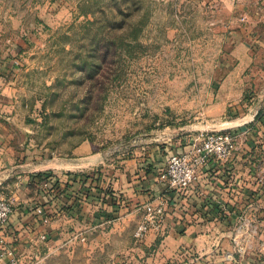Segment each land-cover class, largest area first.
<instances>
[{"label":"rangeland","instance_id":"1","mask_svg":"<svg viewBox=\"0 0 264 264\" xmlns=\"http://www.w3.org/2000/svg\"><path fill=\"white\" fill-rule=\"evenodd\" d=\"M226 1L0 0V30L8 35L2 46L19 58L0 84V149L12 156L0 167L7 177L0 198H13L14 159H74L80 145L111 164L151 150L169 148L173 155L201 135L229 132L246 120L264 70L235 73L224 66L225 36L261 29L264 0ZM241 73L250 86L220 103L237 86L222 87L225 80ZM237 137V144L245 142ZM263 241L257 231L246 256L254 252L260 260ZM38 248L30 264H56L71 251Z\"/></svg>","mask_w":264,"mask_h":264},{"label":"crops","instance_id":"2","mask_svg":"<svg viewBox=\"0 0 264 264\" xmlns=\"http://www.w3.org/2000/svg\"><path fill=\"white\" fill-rule=\"evenodd\" d=\"M5 33L0 30V84L17 69L13 62L19 59L12 48H3L8 47ZM225 37L229 44L224 66L233 65L229 68L235 73L249 67L257 71V65L264 70V26L253 32L242 27ZM248 79L243 73L235 80L227 78L222 87L237 86L221 94L220 103L235 101L238 92L240 97L250 86ZM256 87L255 109L229 130L245 142L238 144L228 162L209 161L197 169L196 183L186 194L167 190L159 179L169 148L115 164L89 155L84 145L73 150L74 159H50L46 152L42 156L47 159L35 163L14 159L10 177L15 178V188L10 194L15 207L5 231L20 262L32 263L38 247L45 245L71 248L69 255L56 258V264H258L254 252L237 258L230 239L241 215L264 232V185L259 183L264 180V82ZM189 149L188 145L182 150ZM0 154H5L0 167L9 165V151L2 148ZM2 172L0 182L7 179ZM38 172H50L52 177L32 183V174ZM55 180L58 184L51 186ZM159 198L166 199L160 229L135 240L143 205ZM42 235L45 241L40 240Z\"/></svg>","mask_w":264,"mask_h":264},{"label":"built area","instance_id":"3","mask_svg":"<svg viewBox=\"0 0 264 264\" xmlns=\"http://www.w3.org/2000/svg\"><path fill=\"white\" fill-rule=\"evenodd\" d=\"M18 68L19 62H13ZM199 143L189 144L190 149L183 153L170 155L165 167L159 175L167 190L179 194H186L192 189L197 180V169L209 161L224 164L228 162L238 149L237 134L228 131H218L201 135ZM264 185V180L259 179ZM46 186V184H44ZM166 199L159 198L156 203L143 205V217L136 226L133 237L141 241L150 230H159L164 220ZM15 207L13 198H0V261L2 264H21L14 247L7 241L6 226ZM258 231L254 220L245 215L237 218L236 224L231 232V243L234 254L243 259L252 249L249 244L250 237ZM45 241L44 235L40 236ZM84 241V238H80ZM260 251L262 257L258 264H264V241L261 243Z\"/></svg>","mask_w":264,"mask_h":264},{"label":"trees","instance_id":"4","mask_svg":"<svg viewBox=\"0 0 264 264\" xmlns=\"http://www.w3.org/2000/svg\"><path fill=\"white\" fill-rule=\"evenodd\" d=\"M256 119H259V116L257 114ZM52 177V174L50 172H38L35 174H32L31 179L32 183H41L43 181H46L48 178ZM58 184V181H52L51 186H55ZM47 185V184H46Z\"/></svg>","mask_w":264,"mask_h":264}]
</instances>
